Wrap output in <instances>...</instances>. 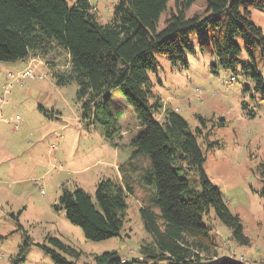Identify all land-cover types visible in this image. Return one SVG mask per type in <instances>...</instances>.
Here are the masks:
<instances>
[{
	"label": "trees",
	"instance_id": "1",
	"mask_svg": "<svg viewBox=\"0 0 264 264\" xmlns=\"http://www.w3.org/2000/svg\"><path fill=\"white\" fill-rule=\"evenodd\" d=\"M171 1L174 7L161 28L160 19ZM198 3L205 7L189 16ZM93 9L90 0L72 4L0 0V62L46 60L58 87L77 85L88 131L100 128L116 147L122 138L124 112L113 108V90H120L137 118L140 133L131 141V156L119 165L121 179H102L95 198L80 187H64L58 210L88 240L120 237L127 222L128 198L143 187L146 194L139 212L150 235L140 247L144 261L245 264V259L220 256L212 236L211 222L217 218L239 246L251 244L242 219L230 210L206 174L207 157L198 138L207 150L221 144L210 140L213 129L193 132L182 116L165 107L154 91L152 76L158 74L162 57L173 67L187 70L190 58L202 54L212 59L214 74L225 70L250 79L255 92L251 97L264 99V76L256 62L259 56L264 61V31L252 21V10L264 11V0H118L108 23L100 22ZM59 52L66 55L63 70L50 60ZM242 109L251 119L257 116L246 101ZM38 110L51 120L58 119L53 108L39 104ZM158 114L163 117L158 119ZM199 119L206 127V120ZM224 127L226 121L221 118L218 128ZM260 175L264 198V165ZM48 241L50 246L42 248L54 264H78L79 251L56 237ZM26 252L25 246L19 261H25ZM95 264L127 261L113 251L96 255Z\"/></svg>",
	"mask_w": 264,
	"mask_h": 264
},
{
	"label": "rangeland",
	"instance_id": "2",
	"mask_svg": "<svg viewBox=\"0 0 264 264\" xmlns=\"http://www.w3.org/2000/svg\"><path fill=\"white\" fill-rule=\"evenodd\" d=\"M117 1L90 0L102 23L110 22ZM172 7L174 1L160 19L161 28ZM204 7L198 3L188 15ZM252 21L264 31V11L253 9ZM53 57L50 60L61 70L67 67L63 52ZM30 61V64L17 61L22 63L18 70L7 68L17 62H0V100L8 101L0 103L3 117L0 121V264H54L42 248L50 246L49 237L59 238L79 251L78 264H95L96 255L113 251L127 264H169L142 259L140 247L150 240L139 212L141 197L146 194L143 187H137L136 194L128 198L127 222L120 237L100 242L88 240L82 229L71 224L63 210H58L64 187H80L95 198L102 179L120 180L119 165L131 156V141L140 130L132 107L116 89L111 92L112 106L124 112L119 146L107 141L100 128L88 131L82 118V104L77 99V85L58 87L51 77V64L40 58ZM160 61L158 74L152 76L155 93L165 107H171L188 122L193 132L199 128L204 132L213 129L210 140L218 141L220 147L207 150L198 138L207 157L205 172L221 191L230 210L240 216L251 240L249 246H239L231 231L215 218L211 222L212 236L219 245V254L234 252L237 258L245 257V264H264V198L260 195L264 99L259 95L255 99L251 97L255 92L250 79L225 70L214 74L208 56L191 57L187 70L173 67L164 57ZM256 62L264 76V61L259 56ZM28 67L43 79L18 75L8 78L9 73L18 74ZM10 84L11 93L5 94V87ZM243 101L256 111L254 119L243 111ZM39 104L49 110L53 108L58 119L45 117L38 110ZM199 116L206 120V127ZM162 117L163 114L157 115L158 119ZM221 118L226 121L224 128H218ZM15 122L20 127L18 131L14 130ZM60 165L64 166L63 170L59 169ZM25 246V261L21 262Z\"/></svg>",
	"mask_w": 264,
	"mask_h": 264
},
{
	"label": "built area",
	"instance_id": "3",
	"mask_svg": "<svg viewBox=\"0 0 264 264\" xmlns=\"http://www.w3.org/2000/svg\"><path fill=\"white\" fill-rule=\"evenodd\" d=\"M16 75H18L19 77H25V78H31V79H43V76H37L35 73H34V70L31 68V67H28L25 71H23V72H21V73H18V74H15V73H9V75H8V78H11V79H13V78H15V76ZM12 84H10V85H8V86H6L5 88H6V90H5V94H10L11 93V89H12V87H13V85L11 86ZM2 100V101H1ZM0 100V103L1 104H6V103H8V101L7 100H5V98H2ZM2 119H3V117H2V114H1V112H0V121H2ZM17 120H19V117H17ZM13 121L11 120V123H12ZM13 126H14V130H16V131H18L19 130V125H17V123L15 122L14 124H13ZM232 258H236V259H238V260H244V258L242 257V258H237L236 257V254L234 253L232 256H231Z\"/></svg>",
	"mask_w": 264,
	"mask_h": 264
},
{
	"label": "crops",
	"instance_id": "4",
	"mask_svg": "<svg viewBox=\"0 0 264 264\" xmlns=\"http://www.w3.org/2000/svg\"><path fill=\"white\" fill-rule=\"evenodd\" d=\"M20 62H23V63H25V62H27V63H32L30 60H28V61H20ZM20 67H22V63H19V62H17V63H14L11 67H7L8 69L10 68V69H16V70H18V69H20ZM62 165H60V167H59V169L60 170H63L64 169V166H62ZM232 253H234V252H232ZM232 253H230V254H228V255H225V254H220V256H224V257H231V254ZM244 258L245 259V257L242 255L241 256V258Z\"/></svg>",
	"mask_w": 264,
	"mask_h": 264
}]
</instances>
